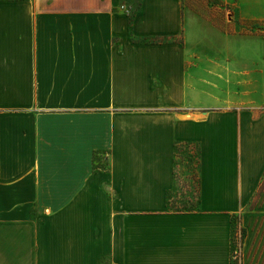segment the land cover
Returning a JSON list of instances; mask_svg holds the SVG:
<instances>
[{"label":"crops","instance_id":"0c3cea01","mask_svg":"<svg viewBox=\"0 0 264 264\" xmlns=\"http://www.w3.org/2000/svg\"><path fill=\"white\" fill-rule=\"evenodd\" d=\"M132 1L0 0V264H231L264 169V0ZM182 144L200 201L171 210Z\"/></svg>","mask_w":264,"mask_h":264},{"label":"rangeland","instance_id":"374dc122","mask_svg":"<svg viewBox=\"0 0 264 264\" xmlns=\"http://www.w3.org/2000/svg\"><path fill=\"white\" fill-rule=\"evenodd\" d=\"M184 1L192 3L197 11L209 14L216 12L214 6L206 7L203 0ZM138 4L137 0L132 1L131 15ZM233 25L236 30H241L237 22ZM198 150L196 144H182L177 148L174 170L176 184L168 194L171 210H191L199 206ZM249 192L250 195L242 199L240 211L232 217L231 264H264V169L261 175L252 181Z\"/></svg>","mask_w":264,"mask_h":264},{"label":"trees","instance_id":"16d2710c","mask_svg":"<svg viewBox=\"0 0 264 264\" xmlns=\"http://www.w3.org/2000/svg\"><path fill=\"white\" fill-rule=\"evenodd\" d=\"M184 2V1H183ZM203 3L206 4V3H211L213 5H219L221 6L222 3H220L218 0H203ZM190 6L194 7L193 5L190 4ZM223 9H224V15H227V16H230L231 14V8L229 6H224L222 5ZM196 8V7H195ZM197 10V9H196ZM197 12H200V11H197ZM229 18V17H228ZM256 26H258V31H263L262 30V27H259V25L256 23ZM252 33L254 32L253 30L251 31ZM192 210V209H191Z\"/></svg>","mask_w":264,"mask_h":264},{"label":"built area","instance_id":"2783aa9c","mask_svg":"<svg viewBox=\"0 0 264 264\" xmlns=\"http://www.w3.org/2000/svg\"><path fill=\"white\" fill-rule=\"evenodd\" d=\"M125 7H123V9H124ZM125 12L126 13H130V11H129V9L128 8H125Z\"/></svg>","mask_w":264,"mask_h":264}]
</instances>
